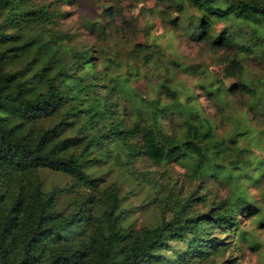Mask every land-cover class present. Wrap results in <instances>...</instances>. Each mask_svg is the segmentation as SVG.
<instances>
[{
  "label": "trees",
  "instance_id": "trees-1",
  "mask_svg": "<svg viewBox=\"0 0 264 264\" xmlns=\"http://www.w3.org/2000/svg\"><path fill=\"white\" fill-rule=\"evenodd\" d=\"M181 1L198 13L194 30L211 47L233 46L264 62L263 42L247 48L235 45L224 30L211 33L213 22L228 19L263 27L264 0ZM57 13L50 4L0 0V264H162L161 251L170 241L185 244L176 253L177 264H212L210 255L226 247L225 233L237 227L236 215L258 213L243 191L197 212L190 207L199 196L172 198L166 184L162 198L169 218L134 228L124 224L130 210L120 206L118 185L110 182L97 194L104 176L87 169L121 150L155 164L183 163L198 182L210 177L237 184L242 167L237 172L231 161L210 157L209 149L220 145L212 142L210 126L197 120L194 107L178 100L169 86L163 89L167 106L183 116L179 134L167 135L160 126L164 107L157 99L149 103L145 120L127 122L109 86L111 78L102 80L89 65V50L68 48L62 44L69 40L66 34L44 28L55 24ZM256 35L264 40V28ZM230 63L229 69H238L236 61ZM120 81L118 88L124 89ZM254 109L264 113V94ZM253 165L260 168L261 160ZM40 169L61 172L70 183L45 190ZM147 179L156 185L153 177ZM260 224L264 227V219Z\"/></svg>",
  "mask_w": 264,
  "mask_h": 264
},
{
  "label": "rangeland",
  "instance_id": "rangeland-1",
  "mask_svg": "<svg viewBox=\"0 0 264 264\" xmlns=\"http://www.w3.org/2000/svg\"><path fill=\"white\" fill-rule=\"evenodd\" d=\"M28 1L32 6L50 4V10L58 12L55 24H45L44 28L66 34L69 40L64 39L62 44L68 48L89 50V65L102 80L111 78L109 86H113V96L122 105L127 122L145 120L149 103L157 99L164 107L160 126L167 135L179 134L183 116H177L167 106L169 100L163 89L169 86L177 90L178 100L194 107L197 120L210 126L212 142L220 144L217 149H209L210 157H217L220 163L231 161L238 167L237 172L242 167V180L237 184L210 177L198 182L188 176L183 163L155 164L144 156L121 150L87 169L92 175L104 176L96 193L110 182L118 185L120 206L130 210L124 224L138 228L154 226L163 216L169 218L162 198L166 184L172 198L199 196L190 207L197 212L206 210L210 202L243 191L258 213L236 215L237 227L223 237L226 247L209 258L212 264H264V227L260 224L264 219V113L254 109L255 101L264 94V62L258 55L237 53L233 46L211 47L194 30L198 13L181 0ZM263 28L264 24L253 29L228 19L213 22L211 33L224 30L235 45L260 48L257 44L264 40L256 34ZM230 61H236L238 69H229ZM120 79L124 89L118 88ZM230 85L234 86L233 93L228 90ZM228 138L234 141L230 143ZM256 160L262 164L258 169L253 165ZM147 175L156 180V185L148 184ZM38 176L45 190L70 183V178L61 172L40 169ZM201 194L205 204L201 203ZM184 247V243L170 241L169 247L161 251L165 255L162 264H177L176 253Z\"/></svg>",
  "mask_w": 264,
  "mask_h": 264
}]
</instances>
